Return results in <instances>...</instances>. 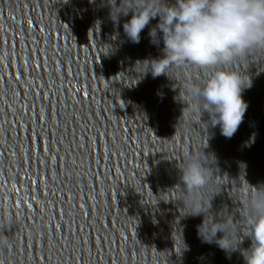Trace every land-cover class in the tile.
<instances>
[{
	"label": "clouds",
	"instance_id": "obj_1",
	"mask_svg": "<svg viewBox=\"0 0 264 264\" xmlns=\"http://www.w3.org/2000/svg\"><path fill=\"white\" fill-rule=\"evenodd\" d=\"M109 4L111 17L113 8L119 9L114 21H118L120 14L132 12L123 28L133 43H139L142 30L151 19L160 16L158 28L163 33L164 56L137 61L136 66L146 64L148 69L139 74L143 76L150 71L153 77L166 75L174 79L169 75L174 66H190L207 72L202 84L184 83L182 102L187 107L182 116L187 112L201 117L207 111L215 117L213 126L218 124L221 134L231 138L243 122L248 107L242 92L251 87V80L246 83L243 74L231 70V65L250 53H264V0H176L172 6L164 0H121L117 6L115 0V4ZM149 36L153 43H158L155 28L150 30ZM180 170L184 188L177 200L183 204L182 215L203 213L205 219L199 226L203 240L207 243L215 240L225 252L239 250L243 242L241 231L232 217L225 215L220 221L212 217V223L205 225L211 200L218 192L211 191L206 206L205 196L214 185L204 162L199 156L190 157ZM254 189L256 191L250 192L246 200L247 216L244 217L251 246L242 254L246 264H264V187ZM218 232L223 235L216 238Z\"/></svg>",
	"mask_w": 264,
	"mask_h": 264
}]
</instances>
